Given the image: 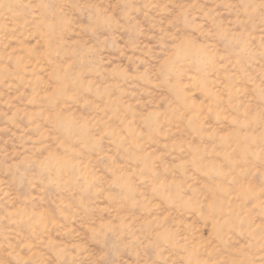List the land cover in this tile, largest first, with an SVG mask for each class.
Here are the masks:
<instances>
[{
	"label": "rangeland",
	"instance_id": "obj_1",
	"mask_svg": "<svg viewBox=\"0 0 264 264\" xmlns=\"http://www.w3.org/2000/svg\"><path fill=\"white\" fill-rule=\"evenodd\" d=\"M0 264H264V0H0Z\"/></svg>",
	"mask_w": 264,
	"mask_h": 264
}]
</instances>
